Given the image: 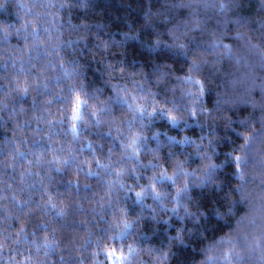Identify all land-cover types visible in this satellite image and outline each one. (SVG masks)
<instances>
[{
	"label": "clouds",
	"instance_id": "1",
	"mask_svg": "<svg viewBox=\"0 0 264 264\" xmlns=\"http://www.w3.org/2000/svg\"><path fill=\"white\" fill-rule=\"evenodd\" d=\"M0 264H264V0H0Z\"/></svg>",
	"mask_w": 264,
	"mask_h": 264
}]
</instances>
